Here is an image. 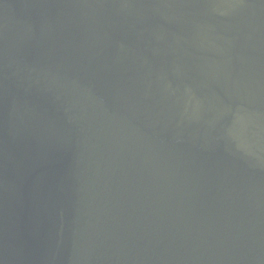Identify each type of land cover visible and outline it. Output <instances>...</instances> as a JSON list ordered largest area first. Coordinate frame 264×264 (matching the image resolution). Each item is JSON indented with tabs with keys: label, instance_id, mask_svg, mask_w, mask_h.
Masks as SVG:
<instances>
[{
	"label": "water",
	"instance_id": "1",
	"mask_svg": "<svg viewBox=\"0 0 264 264\" xmlns=\"http://www.w3.org/2000/svg\"><path fill=\"white\" fill-rule=\"evenodd\" d=\"M0 264H264V0H0Z\"/></svg>",
	"mask_w": 264,
	"mask_h": 264
}]
</instances>
